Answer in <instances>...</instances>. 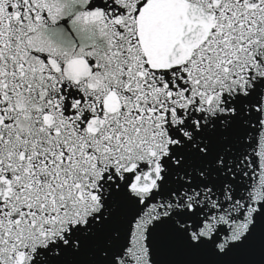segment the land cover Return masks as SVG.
Instances as JSON below:
<instances>
[{
  "label": "snow or ice",
  "instance_id": "obj_1",
  "mask_svg": "<svg viewBox=\"0 0 264 264\" xmlns=\"http://www.w3.org/2000/svg\"><path fill=\"white\" fill-rule=\"evenodd\" d=\"M0 264H264V0H0Z\"/></svg>",
  "mask_w": 264,
  "mask_h": 264
}]
</instances>
